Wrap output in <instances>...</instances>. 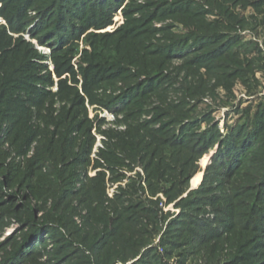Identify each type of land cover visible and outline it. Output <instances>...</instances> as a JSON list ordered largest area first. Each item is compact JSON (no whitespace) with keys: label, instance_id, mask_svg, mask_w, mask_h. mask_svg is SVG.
<instances>
[{"label":"rangeland","instance_id":"374dc122","mask_svg":"<svg viewBox=\"0 0 264 264\" xmlns=\"http://www.w3.org/2000/svg\"><path fill=\"white\" fill-rule=\"evenodd\" d=\"M3 74L0 264H264V0H0Z\"/></svg>","mask_w":264,"mask_h":264},{"label":"trees","instance_id":"16d2710c","mask_svg":"<svg viewBox=\"0 0 264 264\" xmlns=\"http://www.w3.org/2000/svg\"><path fill=\"white\" fill-rule=\"evenodd\" d=\"M10 72H11V70L9 71L8 74H10ZM2 77H3V78H1L0 85H3V84H5V83L8 82V79L4 78V77H5L4 74H3ZM8 101H9V100H8ZM3 102H4V100H2V98H0V104L3 103ZM199 176L201 177V175H199ZM200 179H201V178H200ZM20 212H23V211L20 210Z\"/></svg>","mask_w":264,"mask_h":264}]
</instances>
